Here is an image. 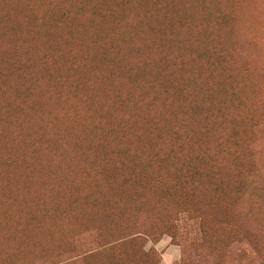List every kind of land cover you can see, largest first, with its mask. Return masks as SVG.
<instances>
[{"label":"rangeland","instance_id":"obj_1","mask_svg":"<svg viewBox=\"0 0 264 264\" xmlns=\"http://www.w3.org/2000/svg\"><path fill=\"white\" fill-rule=\"evenodd\" d=\"M0 264H264V0H0Z\"/></svg>","mask_w":264,"mask_h":264},{"label":"trees","instance_id":"obj_2","mask_svg":"<svg viewBox=\"0 0 264 264\" xmlns=\"http://www.w3.org/2000/svg\"><path fill=\"white\" fill-rule=\"evenodd\" d=\"M205 234H207V232H205L204 230H202V232L200 231V236L204 237Z\"/></svg>","mask_w":264,"mask_h":264}]
</instances>
